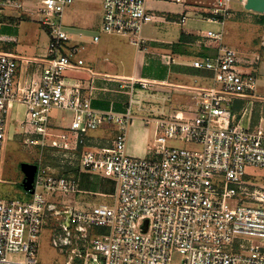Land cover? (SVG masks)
I'll use <instances>...</instances> for the list:
<instances>
[{"label":"built area","instance_id":"built-area-1","mask_svg":"<svg viewBox=\"0 0 264 264\" xmlns=\"http://www.w3.org/2000/svg\"><path fill=\"white\" fill-rule=\"evenodd\" d=\"M74 1L42 0L37 9L50 38L39 80L15 92L18 62L0 51V164L15 100L26 106L24 132L41 137L30 143L65 151L58 167L31 163L37 171L32 191L26 190L30 201L0 197V264H39L40 234L54 217L51 243L66 254L65 264H172L176 253L181 264H264V184L247 172L264 168V119L254 128L243 127L231 110L233 100L256 95L264 75L241 71L237 51L222 43L223 32L208 31L206 36L219 43L218 52L192 65L212 72L211 85L193 88L187 108L168 113L160 108L147 155H129L131 107L123 113L97 110L89 93L66 83V71L84 66L62 22ZM148 1L103 0L102 31L140 45L144 27L160 18ZM247 2L215 0L211 19L225 22L234 5L246 9ZM23 6L24 0H0V12ZM260 45L264 48V31ZM53 108L72 112L74 119L70 133L48 144ZM104 127L115 130L111 144L87 146L89 132ZM77 170L112 178L113 203L68 204L78 191Z\"/></svg>","mask_w":264,"mask_h":264},{"label":"crops","instance_id":"crops-1","mask_svg":"<svg viewBox=\"0 0 264 264\" xmlns=\"http://www.w3.org/2000/svg\"><path fill=\"white\" fill-rule=\"evenodd\" d=\"M214 1L184 0L177 3L149 0L147 7L160 18L144 27L140 45L134 44L129 37L102 31L103 0H75L64 11L62 22L71 38L69 44L78 47L77 58L84 61L81 70L66 71V83L89 93L91 104L97 110L123 113L131 107L132 112L136 111L127 125V131L132 134L127 143L130 155H147L161 107H167L170 102V110L187 108L193 88L211 85L212 72L195 68L192 62L197 58L215 56L218 52L219 43L206 36L208 31L224 33L226 21L213 20L209 13ZM41 2L24 0L23 8H6L0 12V36L5 38L0 40V51L13 55L18 62L15 92L41 76L50 41L47 31L48 39L41 34L43 26L37 12ZM34 22L40 29L33 26ZM95 36L99 39L95 40ZM225 46L237 51L241 71L264 75V48L261 45L259 49L248 51ZM29 60L38 62L29 63ZM141 81L147 86L143 87ZM263 94L233 100L231 110L237 123L243 127L258 126L264 119V101L259 99L264 98ZM23 105L16 100L12 102L7 115L6 139L16 134L15 127L24 131V120L18 113ZM149 113L154 114L149 117ZM73 119L72 112L53 108L49 133L54 136L70 133ZM15 122L18 124L15 125ZM149 123L153 124V136ZM114 134V128H99L89 132L86 144L89 147L107 145L104 136L109 135L111 140ZM74 173L78 179V191L66 200L68 204L74 207L96 205V201L89 197L92 195L103 198L98 204L113 203L116 185L112 178L88 171L77 170ZM94 175L98 178L93 190L91 176ZM52 200L55 201V198Z\"/></svg>","mask_w":264,"mask_h":264},{"label":"rangeland","instance_id":"rangeland-1","mask_svg":"<svg viewBox=\"0 0 264 264\" xmlns=\"http://www.w3.org/2000/svg\"><path fill=\"white\" fill-rule=\"evenodd\" d=\"M32 24L35 28L40 29L39 25L36 24V22ZM223 31V43L225 45L235 47L243 51L259 49V41L264 31V15L251 10H246L240 5H234L233 16L230 19L226 20ZM41 34L43 38L48 39V34L43 27ZM263 92L264 83H261L258 87L257 93L259 95H262ZM169 104L170 102L167 103V107L164 106V110L166 113L171 111L169 109ZM25 108L26 106L23 105L21 111L18 112L21 115V120L23 119L24 121L27 118ZM135 113L136 111L133 110L132 114H134V116ZM153 114L154 113H149V117H152ZM17 124L18 123H16L15 125ZM149 126L152 127L153 136V124L149 123ZM6 127L8 128L7 124ZM15 129L16 134H14L12 138H7L2 148V160L0 164L2 176V181L0 183V197L3 199H18L21 201H30L32 195L28 193L22 186V182L24 180L22 164L37 163L40 160L44 165L58 167L61 165L62 159L65 158L63 156L65 151L63 148H57V146L53 145L43 146L42 143L31 144L30 139L39 140L41 139V137L35 134H24L23 129H19V127H15ZM108 136L109 135H106V137L104 136L103 140L105 144L110 145L111 140ZM130 138H132V134L127 131V143ZM54 139H58L57 136L49 134V136L46 137V142L50 144ZM136 157L141 156L137 154ZM68 169L69 168L64 167L62 170L66 173ZM247 172L253 174V181L264 184V168H248ZM97 178L98 176L96 175L91 176V185L93 190L96 189ZM89 197L91 198V200L96 201L97 204L103 199L102 197L97 195H92ZM56 225V218H51L48 221V225L45 226L41 231L37 253L39 264H65V261L67 259L66 254L60 252L51 243L53 227H55ZM172 264H181V256L178 253L174 254Z\"/></svg>","mask_w":264,"mask_h":264},{"label":"water","instance_id":"water-1","mask_svg":"<svg viewBox=\"0 0 264 264\" xmlns=\"http://www.w3.org/2000/svg\"><path fill=\"white\" fill-rule=\"evenodd\" d=\"M246 9L264 13V0H248ZM22 171L24 173V180L22 186L25 190H31L33 188L34 176L37 171V165L31 163L22 164Z\"/></svg>","mask_w":264,"mask_h":264}]
</instances>
